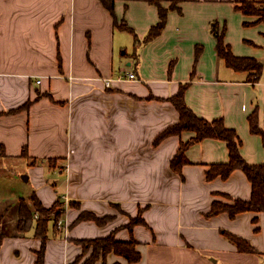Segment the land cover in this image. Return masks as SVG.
<instances>
[{
	"label": "crops",
	"instance_id": "crops-1",
	"mask_svg": "<svg viewBox=\"0 0 264 264\" xmlns=\"http://www.w3.org/2000/svg\"><path fill=\"white\" fill-rule=\"evenodd\" d=\"M176 1L161 32L145 41L160 20L152 0H114V14L102 0H0V173L11 161L26 160L27 182L35 188L0 197L9 204L0 205V264H36L41 238L34 227L18 229L20 202H30L32 194L47 207L63 194L81 202L80 208H68L62 228L49 220L44 264H70L82 251L74 239L110 234L119 225L115 220L74 222L83 210L116 214L111 201L131 214L144 207L147 225L133 227L141 252L134 264H264V211L208 215L214 201L251 198L252 182L242 169L227 178L206 177L212 164L228 162L227 142L213 137L193 142L181 172L170 161L196 132L154 144L180 119L170 97L186 84L187 105L207 120L222 117L242 139V156L264 163V138L249 122L257 109L264 127V69L251 81L250 71L229 66L218 55L214 32L224 31L235 55L264 61V20L240 10L243 0ZM131 71L136 78L119 79ZM105 79H112L111 86ZM95 142L108 146L99 149ZM51 157L69 162L70 175L61 183L66 193L47 178L57 164L30 162ZM105 170L140 186L141 194L129 195L122 205L108 190L90 197L79 189L85 177V185L102 184ZM226 233L246 239L256 251L240 250ZM115 235L128 240L132 234L123 227ZM115 262L127 260L111 252L107 263Z\"/></svg>",
	"mask_w": 264,
	"mask_h": 264
},
{
	"label": "trees",
	"instance_id": "trees-1",
	"mask_svg": "<svg viewBox=\"0 0 264 264\" xmlns=\"http://www.w3.org/2000/svg\"><path fill=\"white\" fill-rule=\"evenodd\" d=\"M102 1L114 14V0ZM163 1L165 0H152V2L159 8L160 20L149 29L144 38L145 41L154 38L161 32L166 22L168 10L178 8L176 0H173V3L169 7H164L162 4ZM238 8L245 14L257 15L261 20H264V0H243ZM121 26L133 32L127 23L122 22ZM214 32L218 40V55L221 58H224L226 63L234 69L250 71V80L258 81L259 76L264 69V61L254 57H242L235 55L232 52L231 47L224 41V31L219 32L214 29ZM135 37V41L137 43V36L135 35ZM185 91L186 84L182 85L180 90L170 97V100L179 112L180 119L177 122L169 124L165 127L155 138L154 144H158L164 138L170 135L180 134L185 130H192L196 132V135L193 138L180 144L178 151L170 161L172 169L181 172L182 166L189 161L186 156V149L190 144L208 137L219 138L226 141L229 148L228 162L212 164L207 171L206 177L207 179H212L216 176L227 178L233 170L242 169L252 182V194L249 200L235 198L232 203L214 201L208 215H214L222 211H227L230 216L234 217L237 213L246 210L264 211V163L255 164L248 162L241 154L240 147L242 145V139L236 130L227 127L222 117L210 121L198 116L187 105L185 100ZM28 104L29 102L25 105ZM249 122L251 131L261 134L264 138V127L259 125L257 109L249 115ZM24 153H26V149L23 150L22 155ZM116 204L120 206L119 203ZM53 207V205L51 207H46L35 194H32L30 197V202H27L25 199H22L20 202L18 220L19 231L26 232L34 227L35 235L40 237L42 240L41 248L37 251L36 264H44V254L48 239L50 220L49 213H51ZM35 210L39 213V217L36 216L37 218H35ZM110 217L111 216L109 215L101 217L92 211L83 210L75 222H80L82 220H94L98 224L102 225L108 222L107 219H110ZM138 224L147 225L146 220L142 216L141 210L139 211L138 216L132 218L126 226L132 234L131 238L128 240H120L116 238L115 231H112L110 234L102 237L78 240L81 244H84L85 247L92 248V254L86 264H96L99 260H102L103 264H108L107 256L111 252L126 258L127 264H134L135 262H138L141 259V252L138 250V242L133 236V227ZM226 235H228V237L237 244L240 250L249 252L256 251L246 239L230 233H226ZM2 238L3 234L0 233V243ZM113 264H121V262H115Z\"/></svg>",
	"mask_w": 264,
	"mask_h": 264
},
{
	"label": "rangeland",
	"instance_id": "rangeland-1",
	"mask_svg": "<svg viewBox=\"0 0 264 264\" xmlns=\"http://www.w3.org/2000/svg\"><path fill=\"white\" fill-rule=\"evenodd\" d=\"M95 145L97 147L100 148H104L105 146H108V143H104V142H95ZM117 145L115 148L119 149L122 147V143L117 141ZM119 151V150H118ZM24 156H28L27 153L23 154ZM88 156H91V153H88ZM101 159L102 156L100 154ZM64 157H51V158H47V159H41V158H32L30 162H32L33 164H39V163H43L44 161L49 162L50 165H52V167L54 168L57 164L58 168L52 169V172L49 173V176H47V178L49 179V183H52L54 188L55 186H57V188H59V191L63 192L65 191L68 192V188L66 187V185L64 184L63 187L61 188V183L66 182V179L69 177L70 175V169H69V162H67L66 160L63 159ZM19 159V158H18ZM107 162H109L107 160ZM94 165H90V169H88V172L90 175L92 174V167ZM7 170L4 171V174L0 173V197H10L13 198L15 196V194H20V193H24L27 189L30 190H35L34 186L32 185V182H27V180L25 179V175L28 176V172L26 169V160H15V161H11L9 163V166L6 167ZM106 171V175L105 177H103V183L106 184H95L94 182L91 183L90 185L86 184L85 185V178H83V183L81 185H79V189L82 190V192H84L86 195H89L90 197H96L99 196L100 194H98L99 192H102L103 190H108L109 193H112V196H118L120 197L123 201H119L121 202L122 205H127L129 203V201L127 200L128 196H136L135 194H141V189L140 186L137 185H131L129 183H127L125 181V183L123 182V179L120 178H115V176H111L109 177L108 175V170ZM91 178V182L93 177L90 176ZM32 183V184H31ZM112 183V184H109ZM60 185V186H59ZM51 188H53L52 185H49ZM47 190H49V188H47ZM50 192V190H49ZM51 192H54L51 190ZM116 194L114 195L113 193ZM48 195V192H45L44 195ZM62 194V193H61ZM100 198V197H99ZM9 199V200H10ZM8 200V201H9ZM100 201V200H99ZM4 203V202H3ZM0 203V205H3L2 207L5 208L7 205L9 204H3ZM10 203H12L13 207H16V203H14L13 201H11ZM117 202L111 201L110 205L113 206L114 208H116V214H106L111 216L110 219H107V221H116V223H118L119 225L113 230L115 232H117L119 229L126 227L127 224L131 221L132 218L137 217L139 211L141 210V212H143L144 207L142 206H138V210L136 209V213L135 214H131L130 210L122 207V206H118L116 204ZM53 210L51 211L50 214V219L51 218H55V225L62 228L64 226V215H66V212L68 210V208L70 207H76V208H80L81 206V202L76 200V199H70L68 198L65 194H63V197L58 196V198L54 201V203L52 204ZM51 205V206H52ZM49 206V207H51ZM1 207V206H0ZM47 207V206H46ZM36 211V210H35ZM1 212V211H0ZM36 213L39 217V213L36 211L35 212V218L36 217ZM103 215V216H106ZM101 216V217H103ZM121 222V223H120ZM126 222V223H125ZM77 223V222H74ZM78 240L81 239H74V241L81 245L82 247V251L75 257V259L71 262L72 264H86L87 260L90 258L91 254H92V249L91 247H85L84 244H81ZM100 262L99 264H102L103 261L99 260L97 261V263ZM96 263V264H97ZM121 264H125V263H121ZM127 264V263H126Z\"/></svg>",
	"mask_w": 264,
	"mask_h": 264
},
{
	"label": "built area",
	"instance_id": "built-area-1",
	"mask_svg": "<svg viewBox=\"0 0 264 264\" xmlns=\"http://www.w3.org/2000/svg\"><path fill=\"white\" fill-rule=\"evenodd\" d=\"M124 77H126V78H128V79L136 78L135 74H134L132 71H131V72H127V74H126L125 76H123V77L120 76L119 79L124 78ZM40 81H41V80H37V82H40ZM111 81H112V79H105V80H104L105 85H106L107 87L111 86ZM36 216H38L37 213H36Z\"/></svg>",
	"mask_w": 264,
	"mask_h": 264
},
{
	"label": "water",
	"instance_id": "water-1",
	"mask_svg": "<svg viewBox=\"0 0 264 264\" xmlns=\"http://www.w3.org/2000/svg\"><path fill=\"white\" fill-rule=\"evenodd\" d=\"M24 177H25L26 180L28 179V176L27 175H25Z\"/></svg>",
	"mask_w": 264,
	"mask_h": 264
}]
</instances>
